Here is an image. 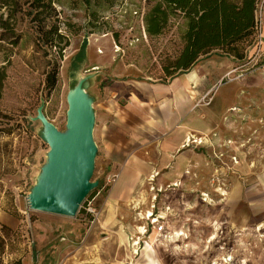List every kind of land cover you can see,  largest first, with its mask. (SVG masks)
<instances>
[{"label":"rangeland","instance_id":"rangeland-1","mask_svg":"<svg viewBox=\"0 0 264 264\" xmlns=\"http://www.w3.org/2000/svg\"><path fill=\"white\" fill-rule=\"evenodd\" d=\"M70 2L61 0L57 9L61 19L80 29L68 33L69 45L51 91L44 87L49 55L44 57L35 46L36 33L27 18L18 14L16 30L21 38L16 44L0 41V208L22 220L21 228L28 231L45 221L41 218L45 212L30 208L27 200L49 149L41 137L42 125L34 118L37 107L43 105L48 120L63 131L66 93L78 78L89 76L86 91L92 94L113 79L166 83L184 74L165 75L162 69L181 47L185 29L181 17L172 19L163 34L147 37L142 21L146 0H114L102 11L105 25L89 31L83 7L72 8ZM263 8L260 0L256 42L243 59L213 50L197 61L205 85L201 91L199 84L192 85L191 112L202 131L192 130L191 142L173 153L167 168H158L155 159L151 171L137 175L131 189L116 192L114 208L103 217L99 206L109 199L119 174L107 184L108 172L101 170L96 154L91 180L98 181L100 190L95 205L98 221L83 218V202L67 219L80 222L84 230L111 232L102 240L112 261L264 264ZM151 211L162 230L153 232L149 227L139 241L130 238L142 231ZM21 240L15 238L12 244L18 246Z\"/></svg>","mask_w":264,"mask_h":264},{"label":"crops","instance_id":"crops-1","mask_svg":"<svg viewBox=\"0 0 264 264\" xmlns=\"http://www.w3.org/2000/svg\"><path fill=\"white\" fill-rule=\"evenodd\" d=\"M261 30L264 38V8ZM197 61L180 72L183 75L166 83L113 79L101 91L94 88L93 138L101 170L119 174L109 199L99 206L101 217L114 208L116 192L131 189L137 175L151 171L155 159L158 168H167L173 153L191 142L192 130L202 131V125L192 120L191 112L192 85L199 84L200 91L205 85ZM128 177H132L129 182ZM44 214L41 218L45 221L38 222L39 229L28 231L21 228L22 220L0 208V224L9 229L0 264H124L117 258L112 261L110 251L105 253L106 241L102 239L110 237L111 232L84 230L80 222L66 216ZM51 219L56 220L54 224L48 222ZM99 223L104 226L101 220ZM0 235L3 237L1 231ZM15 238H22L18 246L12 244Z\"/></svg>","mask_w":264,"mask_h":264},{"label":"trees","instance_id":"trees-1","mask_svg":"<svg viewBox=\"0 0 264 264\" xmlns=\"http://www.w3.org/2000/svg\"><path fill=\"white\" fill-rule=\"evenodd\" d=\"M61 0H0V41L16 44L21 34L16 30L17 17L27 18L36 33L34 44L47 59L44 87L51 91L57 82L59 60L69 45L68 33L80 29L60 17L57 9ZM260 0H146L148 5L142 21L147 37L164 33L175 17H181L185 29L181 33V47L173 57L163 62L165 75H174L189 69L201 56L213 50L243 59L247 48L258 35L257 9ZM114 0H71L70 6L84 9L89 31L101 28L106 20L102 11ZM85 43V40L82 43ZM95 192V191H93ZM92 192V193H93ZM91 193V194H92ZM0 252L9 229L1 225Z\"/></svg>","mask_w":264,"mask_h":264},{"label":"water","instance_id":"water-1","mask_svg":"<svg viewBox=\"0 0 264 264\" xmlns=\"http://www.w3.org/2000/svg\"><path fill=\"white\" fill-rule=\"evenodd\" d=\"M78 78L66 93L65 130L61 131L36 109L42 125L41 137L48 143L46 160L27 195L29 207L38 211L73 217L89 192L97 145L93 138L94 97L86 91L87 78Z\"/></svg>","mask_w":264,"mask_h":264},{"label":"built area","instance_id":"built-area-1","mask_svg":"<svg viewBox=\"0 0 264 264\" xmlns=\"http://www.w3.org/2000/svg\"><path fill=\"white\" fill-rule=\"evenodd\" d=\"M117 177H118V173H116V172L108 173L105 177L107 184L115 182ZM99 192H100V190L97 187L95 192H93L92 194L90 193V195H88L84 199V201L81 205L82 216H83V218L87 219L89 221V223H94L98 217V210L95 207L94 199L99 194ZM152 213L153 212L151 211L150 215H148L147 221L145 222V224L142 227V231H137L138 233L135 236V238L138 239V241H139L140 237H143L147 233L149 227L152 228L155 232L162 230L163 225L159 222L158 218H156L155 216H152Z\"/></svg>","mask_w":264,"mask_h":264},{"label":"bare ground","instance_id":"bare-ground-1","mask_svg":"<svg viewBox=\"0 0 264 264\" xmlns=\"http://www.w3.org/2000/svg\"><path fill=\"white\" fill-rule=\"evenodd\" d=\"M188 140H190V139H188Z\"/></svg>","mask_w":264,"mask_h":264}]
</instances>
